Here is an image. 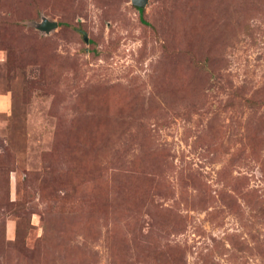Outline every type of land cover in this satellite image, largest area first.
Listing matches in <instances>:
<instances>
[{
    "label": "rangeland",
    "instance_id": "rangeland-1",
    "mask_svg": "<svg viewBox=\"0 0 264 264\" xmlns=\"http://www.w3.org/2000/svg\"><path fill=\"white\" fill-rule=\"evenodd\" d=\"M141 17L0 0V264H264V0Z\"/></svg>",
    "mask_w": 264,
    "mask_h": 264
},
{
    "label": "water",
    "instance_id": "water-1",
    "mask_svg": "<svg viewBox=\"0 0 264 264\" xmlns=\"http://www.w3.org/2000/svg\"><path fill=\"white\" fill-rule=\"evenodd\" d=\"M131 3L139 8H143L147 3V0H131ZM58 23L56 21L48 20L46 17H41L40 22L36 23L35 26L40 31L45 33L50 32L52 29L57 27ZM85 42H88V38L84 36Z\"/></svg>",
    "mask_w": 264,
    "mask_h": 264
},
{
    "label": "trees",
    "instance_id": "trees-1",
    "mask_svg": "<svg viewBox=\"0 0 264 264\" xmlns=\"http://www.w3.org/2000/svg\"><path fill=\"white\" fill-rule=\"evenodd\" d=\"M137 9H138V11H139V13H140V17H141V14H142L143 8H139V7H137ZM141 19H142V17H141ZM142 21L144 22V20H142Z\"/></svg>",
    "mask_w": 264,
    "mask_h": 264
}]
</instances>
